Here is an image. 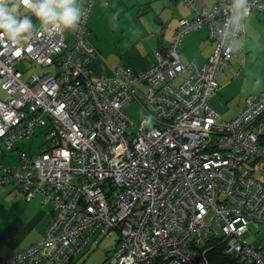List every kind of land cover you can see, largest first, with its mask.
<instances>
[{"label":"built area","instance_id":"obj_1","mask_svg":"<svg viewBox=\"0 0 264 264\" xmlns=\"http://www.w3.org/2000/svg\"><path fill=\"white\" fill-rule=\"evenodd\" d=\"M183 1L192 18L140 72L93 73V0L82 1L79 32H40L16 48L0 42V160L38 133L46 139L36 155L19 151L17 168L0 163V187L15 184L24 200L40 197L54 211L41 241L0 264H70L111 232L110 264H212L210 252L221 248L238 264H264V92L233 120L219 117L210 100L234 51L215 26L230 0L209 10ZM249 3L250 15L264 14V2ZM203 28L212 55L182 64L180 44ZM25 61L55 73L23 82ZM134 101L138 124L124 109Z\"/></svg>","mask_w":264,"mask_h":264},{"label":"crops","instance_id":"obj_2","mask_svg":"<svg viewBox=\"0 0 264 264\" xmlns=\"http://www.w3.org/2000/svg\"><path fill=\"white\" fill-rule=\"evenodd\" d=\"M192 1L195 7L206 10L215 4L214 0ZM191 18L192 13L183 0H93L86 23L90 33L88 42L96 53L91 65L93 73L110 77L119 66L133 72L146 70L155 63V51H164L170 46L179 22ZM206 31L205 28L193 31L183 39L179 56L182 64L191 61L202 64L212 55L214 45ZM63 34L67 36V32ZM239 39L243 45L239 51H234L229 65L216 77L218 90L210 100V106L223 121L233 120L248 97L264 92V14L251 13ZM20 146L14 147L16 156L21 151ZM4 159L0 160L1 164ZM8 185L24 196L15 184ZM6 186L0 187V194L5 192ZM47 205L48 209L41 207L31 218L17 215L6 227L0 226V260L26 250L44 238L54 215L53 206ZM101 242L86 245L70 264H85L87 253L97 249ZM115 244L116 238L110 253ZM108 253L104 261H108Z\"/></svg>","mask_w":264,"mask_h":264},{"label":"clouds","instance_id":"obj_3","mask_svg":"<svg viewBox=\"0 0 264 264\" xmlns=\"http://www.w3.org/2000/svg\"><path fill=\"white\" fill-rule=\"evenodd\" d=\"M250 10L249 0H230L226 18L215 26L219 40L231 51L243 45L239 34L246 28ZM83 16L82 0H0V42L16 48L40 32L76 33L82 30Z\"/></svg>","mask_w":264,"mask_h":264},{"label":"rangeland","instance_id":"obj_4","mask_svg":"<svg viewBox=\"0 0 264 264\" xmlns=\"http://www.w3.org/2000/svg\"><path fill=\"white\" fill-rule=\"evenodd\" d=\"M18 70L22 73V81H27L28 78H30L33 75H42L48 72L55 73V69L53 67L51 68H43L40 66V64H36L33 62H24L19 63ZM6 98V95L4 91L0 90V100H3ZM127 116L132 119V121L136 122L137 124L140 122L139 120L142 117L143 111L141 108L140 103L134 101L131 104L128 105V107L124 108ZM46 139L42 136V133H38L36 136L32 137L30 140L23 141L19 143L21 146L19 150L29 153L31 155H36L42 147H46L45 145ZM4 166L9 168H17L19 166V157L16 156L15 153H9L8 157H6L4 160ZM15 173V172H14ZM256 175L255 178H257ZM11 186H6L5 192L0 194V226L6 227L7 224L9 225L12 220H14L17 215L23 216L26 219L31 218L38 210H41V207H45L48 209V205H40L41 199L39 197H36L32 199L30 202L24 200V196H22L18 190H11ZM29 202V203H27ZM13 217V218H12ZM12 218L10 221L9 219ZM9 221V222H8ZM43 223V222H42ZM39 225V224H38ZM37 225V226H38ZM41 223L37 228V231L41 227ZM36 231V232H37ZM111 237H106L104 240H101V244L97 249L90 250V252L87 253L88 256H86L84 259H86L85 264H109L108 261L105 260V255L108 253V258L110 256V250L112 249V244L115 241L118 240V235L115 232H111ZM248 242H254L253 239H247ZM0 256H2L0 254Z\"/></svg>","mask_w":264,"mask_h":264},{"label":"trees","instance_id":"obj_5","mask_svg":"<svg viewBox=\"0 0 264 264\" xmlns=\"http://www.w3.org/2000/svg\"><path fill=\"white\" fill-rule=\"evenodd\" d=\"M216 96V95H215ZM36 136V135H35ZM34 137V136H33ZM32 137H30L31 139ZM29 139V140H30ZM261 146L264 147V136L261 137ZM23 142V141H22ZM21 143V142H20ZM46 144V143H45ZM44 147H42L41 149H39L40 151L39 152H42ZM38 152V153H39ZM26 153V152H24ZM37 153V154H38ZM223 252V249H215L213 250L212 252H210V261L212 264H238L234 259H232L231 257L229 256H226L224 255ZM11 256V255H10ZM9 257V256H8ZM7 257H5L4 259H6ZM4 259L0 260V262L4 261Z\"/></svg>","mask_w":264,"mask_h":264},{"label":"water","instance_id":"obj_6","mask_svg":"<svg viewBox=\"0 0 264 264\" xmlns=\"http://www.w3.org/2000/svg\"><path fill=\"white\" fill-rule=\"evenodd\" d=\"M19 191H21V189H19Z\"/></svg>","mask_w":264,"mask_h":264}]
</instances>
